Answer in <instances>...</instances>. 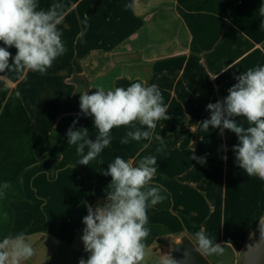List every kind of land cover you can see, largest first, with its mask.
I'll return each instance as SVG.
<instances>
[{"label": "crops", "instance_id": "0c3cea01", "mask_svg": "<svg viewBox=\"0 0 264 264\" xmlns=\"http://www.w3.org/2000/svg\"><path fill=\"white\" fill-rule=\"evenodd\" d=\"M38 3L45 10L53 3L65 6L59 29L67 51L46 74H0V183L11 182L0 199V239L23 232L29 242L78 232L80 224L84 229L87 205L105 201L109 163L119 156L135 165L154 155L152 183L166 189L167 198L148 209L144 264L161 263L182 237L193 239L201 228L236 264L264 219V181L236 165L234 133L221 135L211 127L205 132L200 122L210 116L207 104L227 96L234 75L264 65V0ZM85 16L89 26L81 39ZM9 51L16 53L14 47ZM136 81L159 86L171 119L157 122L151 141L122 144L131 127L114 128L111 144L89 165L78 164L76 146L66 136L73 120L79 114L76 128H88L93 140L97 134L93 118L80 112V92ZM236 120L248 126L244 118ZM156 135L163 151H157ZM193 149L206 157L205 165L191 160ZM58 249V241L44 246L49 258Z\"/></svg>", "mask_w": 264, "mask_h": 264}, {"label": "clouds", "instance_id": "9594fccd", "mask_svg": "<svg viewBox=\"0 0 264 264\" xmlns=\"http://www.w3.org/2000/svg\"><path fill=\"white\" fill-rule=\"evenodd\" d=\"M64 7L53 3L45 10L40 8L38 0H0V43L4 45L0 46V74L13 70L46 74L53 62L67 51L59 29L65 19ZM259 11L264 15V4ZM81 24L82 39L89 26L87 16ZM13 47L14 56L9 51ZM233 78L237 82L227 90V96L207 104L210 116L200 125L205 132L211 127L220 129L221 135L224 130L234 133L238 140L232 146L236 165L249 177L264 181V65L249 68ZM79 107L84 117L93 118L95 139L89 137L88 128H76L79 114L66 136L67 143L76 146L78 164L85 166L111 144L114 128L131 127L122 144L130 140L151 141L157 122L171 119L159 86L141 81L126 88H97L91 94L85 89L80 92ZM237 117L244 118L248 126L237 122ZM155 139L160 142L157 151H163L166 146L162 137L156 135ZM148 147L143 145L144 149ZM192 153L191 160L206 164V157L196 156L194 149ZM157 167L154 155L144 156L135 165L119 156L109 163L104 175L111 177V183L105 201L95 208L87 205L88 214L82 220L85 228L81 240L89 255L86 260L80 258L79 264H144L145 241L151 231L148 209L167 198L162 194L167 190L152 183ZM10 188V181L0 183V199L6 198ZM261 225L264 238V221ZM190 241L203 257L224 252V247L213 241L203 228ZM33 255L34 248L23 232L0 239V264H22ZM161 264H177V261L170 253L163 254Z\"/></svg>", "mask_w": 264, "mask_h": 264}, {"label": "rangeland", "instance_id": "374dc122", "mask_svg": "<svg viewBox=\"0 0 264 264\" xmlns=\"http://www.w3.org/2000/svg\"><path fill=\"white\" fill-rule=\"evenodd\" d=\"M83 235L82 224L79 225V231H74L71 229L69 233H64L60 235L49 234L45 238L33 239L29 243L34 248V255L31 259L22 262V264H79L77 258H88V253L84 251V245L81 240ZM74 239L73 247L69 245V241ZM59 242V249L56 255L49 258L46 251H44V246L48 243ZM206 259L210 264H234L235 258L232 253L224 248V252L219 255L207 256Z\"/></svg>", "mask_w": 264, "mask_h": 264}, {"label": "water", "instance_id": "95a60500", "mask_svg": "<svg viewBox=\"0 0 264 264\" xmlns=\"http://www.w3.org/2000/svg\"><path fill=\"white\" fill-rule=\"evenodd\" d=\"M261 227L260 223L256 232L248 240L245 250L236 264H264V238L261 237ZM172 257L177 261V264H210L206 257L195 251L188 237H182L175 245Z\"/></svg>", "mask_w": 264, "mask_h": 264}, {"label": "trees", "instance_id": "16d2710c", "mask_svg": "<svg viewBox=\"0 0 264 264\" xmlns=\"http://www.w3.org/2000/svg\"><path fill=\"white\" fill-rule=\"evenodd\" d=\"M84 228H85V225H84Z\"/></svg>", "mask_w": 264, "mask_h": 264}]
</instances>
